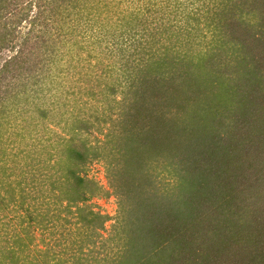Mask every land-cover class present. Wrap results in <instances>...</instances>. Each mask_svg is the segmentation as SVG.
I'll return each instance as SVG.
<instances>
[{
	"label": "trees",
	"instance_id": "1",
	"mask_svg": "<svg viewBox=\"0 0 264 264\" xmlns=\"http://www.w3.org/2000/svg\"><path fill=\"white\" fill-rule=\"evenodd\" d=\"M124 1L116 36L114 0H0V264H264V0ZM77 12L104 43L69 44L85 99L68 111L53 65ZM18 116L60 132L9 153ZM93 160L113 217L88 202L108 193Z\"/></svg>",
	"mask_w": 264,
	"mask_h": 264
},
{
	"label": "rangeland",
	"instance_id": "2",
	"mask_svg": "<svg viewBox=\"0 0 264 264\" xmlns=\"http://www.w3.org/2000/svg\"><path fill=\"white\" fill-rule=\"evenodd\" d=\"M147 0H139V3L143 4ZM114 4L116 5V8L112 7L111 11L109 12V17L102 20L100 19V22L103 23L102 30L108 31L111 33L117 34L121 31L122 27H124V19H121L122 17H125L126 14L123 12V6L126 5L128 2L124 0H114ZM132 2V1H131ZM94 14L96 12H93ZM59 18V17H58ZM62 20L65 22L62 24L63 33L66 31H69L66 37V43L63 44V48L61 50H57L58 57L60 58L54 65H53V71H55V78L54 82H59L61 86H63V89H67L66 98L68 101V111H71L70 104L74 101H77L78 103H82L85 99V96L82 98L78 97V92L81 88V82L78 79L77 74L71 72H76V68H71L72 66L70 63L74 60V52L70 53L67 51L69 44L72 42V39L79 41L81 44H86L87 41H96L95 43H104L103 36L100 32H96L93 28H95L97 25L91 26V21L87 19L84 15V13L77 12L74 18H72V14H70V19L68 17L64 18ZM78 19V20H77ZM60 22V19H59ZM28 27L27 22H21V24L18 26L19 34L24 32ZM82 34V35H80ZM206 38L210 37L209 30L205 29ZM66 36V35H65ZM83 37V38H82ZM64 37H61L60 40H63ZM102 40V41H101ZM64 42V41H63ZM59 51V52H58ZM67 51L68 53H66ZM82 56L85 55L84 51H81ZM66 61V62H65ZM90 63H95V60L92 58L90 60ZM89 63V64H90ZM70 67L67 69V67ZM73 70V71H72ZM48 86V84H46ZM53 91V89H51ZM73 91V93H71ZM56 92V91H55ZM52 95V92H50ZM59 93V92H58ZM49 101V100H48ZM88 113H86L87 115ZM67 117L66 114L62 117ZM70 119V118H69ZM20 120V121H19ZM48 121V120H47ZM14 124H11L8 128H6L7 132L5 135L9 137L8 139H11L12 143L10 145H7L6 151L9 153H15L19 151L20 149H26V150H33L35 148H32V146H36V144H45L46 143V137L48 136V131L46 128L49 127V129H55L58 132H60V129L58 126H54L53 124L46 123L45 126H42L41 124L37 125V128L39 131L35 133L33 130L27 129L25 130V122L23 120V117L18 116L17 121H13ZM39 122V121H38ZM96 125V124H95ZM57 127V128H56ZM29 128V127H28ZM103 128V127H102ZM45 129V130H44ZM4 135V136H5ZM3 136V137H4ZM82 137L87 138L92 144L98 143V140L102 139V134L97 133L93 130L88 132H82ZM96 139V141H94ZM35 144V145H34ZM39 145V146H40ZM23 150H21L23 152ZM19 152L18 157L23 158V153ZM12 158L13 156L10 155ZM22 160V159H21ZM21 164V161L20 163ZM85 174L87 177L94 179L98 185L101 186V188L108 191L107 194L104 195H96L90 198L88 201L90 203V206L100 211L101 213H105L109 215L110 217H113V215L116 213V200L115 197L109 192V189L107 187L105 173H104V167L101 160H93L87 163L85 166ZM157 179H161L160 183H158L160 186L164 187H170L171 186V180L169 175L166 173V171L160 170L158 172ZM113 222L112 219H109L104 222L103 228L99 230L100 236L102 237H116V231H114V227L111 226V223ZM113 228V230H112ZM38 233L35 232L36 239H38ZM47 240V238H45ZM38 247H42L41 243L37 242ZM120 248V243L116 242V244L113 243V245L110 247L109 251L107 252V256H114V254H117ZM98 251V253L101 252L100 248L95 249ZM101 256V255H98ZM84 264H89L88 261L84 262Z\"/></svg>",
	"mask_w": 264,
	"mask_h": 264
}]
</instances>
